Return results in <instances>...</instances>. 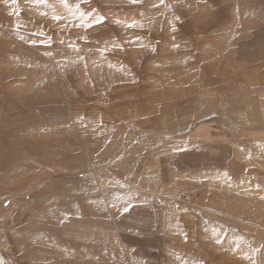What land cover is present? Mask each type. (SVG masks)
Wrapping results in <instances>:
<instances>
[{
  "label": "rangeland",
  "instance_id": "1",
  "mask_svg": "<svg viewBox=\"0 0 264 264\" xmlns=\"http://www.w3.org/2000/svg\"><path fill=\"white\" fill-rule=\"evenodd\" d=\"M0 264H264V0H0Z\"/></svg>",
  "mask_w": 264,
  "mask_h": 264
},
{
  "label": "snow or ice",
  "instance_id": "2",
  "mask_svg": "<svg viewBox=\"0 0 264 264\" xmlns=\"http://www.w3.org/2000/svg\"><path fill=\"white\" fill-rule=\"evenodd\" d=\"M12 2L15 3L16 0H12ZM64 2L67 3V0H64ZM97 22L99 23V22H101V21L98 20Z\"/></svg>",
  "mask_w": 264,
  "mask_h": 264
},
{
  "label": "crops",
  "instance_id": "3",
  "mask_svg": "<svg viewBox=\"0 0 264 264\" xmlns=\"http://www.w3.org/2000/svg\"><path fill=\"white\" fill-rule=\"evenodd\" d=\"M210 126H211V125H209V130H210ZM198 130H199V129H198ZM210 134H211V131L209 132V135H210Z\"/></svg>",
  "mask_w": 264,
  "mask_h": 264
}]
</instances>
